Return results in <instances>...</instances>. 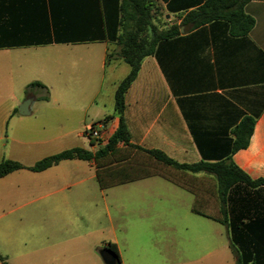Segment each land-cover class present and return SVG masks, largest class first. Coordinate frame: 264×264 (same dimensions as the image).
<instances>
[{"label": "crops", "instance_id": "0c3cea01", "mask_svg": "<svg viewBox=\"0 0 264 264\" xmlns=\"http://www.w3.org/2000/svg\"><path fill=\"white\" fill-rule=\"evenodd\" d=\"M206 1L150 0L153 24L159 30L176 27L178 34L157 43L125 94L129 142L179 164L216 160L230 153L231 132L248 117L254 121L248 145L231 159L249 178H263L264 0L244 6L254 25L242 37L229 35L224 20L185 27L186 16ZM118 5L119 0H0V162L23 167L0 178V257L8 264H75L78 236L64 229L78 218L73 203L93 194L96 185L101 192L115 188H99L93 160H64L39 172L27 168L71 149L94 154L99 145L85 136L93 124L107 119V139L116 130L114 92L129 73L122 60L106 59L117 50L107 30L118 20ZM155 178L161 179L124 185ZM232 208L250 224L248 264H264V190L239 188ZM108 246H114L116 264H124L116 241L98 253ZM213 254L195 262L204 264Z\"/></svg>", "mask_w": 264, "mask_h": 264}, {"label": "trees", "instance_id": "16d2710c", "mask_svg": "<svg viewBox=\"0 0 264 264\" xmlns=\"http://www.w3.org/2000/svg\"><path fill=\"white\" fill-rule=\"evenodd\" d=\"M251 1L207 0L186 16L183 25L186 27L189 24V29H196L206 23L224 20L228 23L229 35L246 36L254 20L243 12V8ZM116 15L118 20L115 26L107 31L109 41L117 50L108 53L106 59L109 61L116 57L129 66L128 75L114 92V115L118 117L116 130L107 144L98 146L94 154L71 149L45 158L27 169L39 172L64 160H93L97 169V183L103 190L159 177L192 195L193 214L224 226L235 264H248L252 254V239L248 234L250 224H244L242 219L234 216L232 194L239 188L264 190V177L256 180L249 178L233 163L231 157L247 147L254 121L245 117L233 128L228 155L216 160L202 159L195 164H179L159 150H145L130 144L123 118L125 94L135 80L143 59L154 53L158 42L178 34V30L176 27L159 30L153 24L150 0H119ZM33 85L40 86L39 83ZM89 141L91 145H97L96 141ZM20 169L23 167L16 162L2 161L0 178ZM0 261L1 264H8L2 257Z\"/></svg>", "mask_w": 264, "mask_h": 264}, {"label": "rangeland", "instance_id": "374dc122", "mask_svg": "<svg viewBox=\"0 0 264 264\" xmlns=\"http://www.w3.org/2000/svg\"><path fill=\"white\" fill-rule=\"evenodd\" d=\"M111 67L108 64L104 87ZM152 182L104 192L96 185L93 194L73 203L78 218L64 229L72 228L78 236L75 264H103L97 249L114 241L124 264H199L195 261L206 253L214 254L204 264H234L226 228L192 214L189 193L158 178Z\"/></svg>", "mask_w": 264, "mask_h": 264}, {"label": "built area", "instance_id": "2783aa9c", "mask_svg": "<svg viewBox=\"0 0 264 264\" xmlns=\"http://www.w3.org/2000/svg\"><path fill=\"white\" fill-rule=\"evenodd\" d=\"M105 126L102 122L93 124L85 131V136L92 141H96L97 145L104 146L107 144L108 139L103 133Z\"/></svg>", "mask_w": 264, "mask_h": 264}, {"label": "water", "instance_id": "95a60500", "mask_svg": "<svg viewBox=\"0 0 264 264\" xmlns=\"http://www.w3.org/2000/svg\"><path fill=\"white\" fill-rule=\"evenodd\" d=\"M27 106H28V102H24L23 108H26ZM19 113L25 115L27 112H23L19 110ZM99 256L103 264H116L118 261V256L116 255V253L109 248L102 249L99 252Z\"/></svg>", "mask_w": 264, "mask_h": 264}, {"label": "flooded vegetation", "instance_id": "af4514ba", "mask_svg": "<svg viewBox=\"0 0 264 264\" xmlns=\"http://www.w3.org/2000/svg\"><path fill=\"white\" fill-rule=\"evenodd\" d=\"M106 248H109V249H111L109 246L108 247H106ZM105 249V248H104ZM112 250V249H111Z\"/></svg>", "mask_w": 264, "mask_h": 264}]
</instances>
